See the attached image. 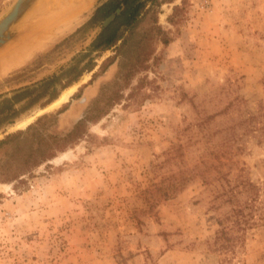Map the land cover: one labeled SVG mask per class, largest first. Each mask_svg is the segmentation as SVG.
<instances>
[{"label": "rangeland", "instance_id": "1", "mask_svg": "<svg viewBox=\"0 0 264 264\" xmlns=\"http://www.w3.org/2000/svg\"><path fill=\"white\" fill-rule=\"evenodd\" d=\"M15 1L0 0V17ZM56 1L31 14L0 54L43 27ZM104 1L56 18L41 47L0 72V95L85 53L102 26L73 34ZM159 2L125 46L0 129V141L22 131L0 145V264H264V221L216 241L233 206L221 196L227 182L197 176L161 194L168 176L201 159L215 163L221 146L231 187L249 180L264 188L261 131L240 125L264 99V0ZM142 36L145 56L135 50ZM21 120L29 122L17 128ZM80 122L81 137L69 138ZM180 145L183 157L173 152Z\"/></svg>", "mask_w": 264, "mask_h": 264}, {"label": "trees", "instance_id": "2", "mask_svg": "<svg viewBox=\"0 0 264 264\" xmlns=\"http://www.w3.org/2000/svg\"><path fill=\"white\" fill-rule=\"evenodd\" d=\"M148 3H151V7H148ZM160 4L159 0H106L102 2L95 9L90 20L79 28L73 36L79 33H85L87 30L96 26H102V23L109 16L116 13L118 9H121V13L116 16L109 26L101 28V31L85 53L76 57L72 64L62 69L59 73H55L51 77L33 86H27L16 90L11 97H7L6 94L0 95V129L15 123L17 118L31 109L34 105L38 104L40 100L46 98L41 106L55 101L62 90L77 82L85 72H90L96 67L95 60L97 57L116 48L119 43L120 47L125 46L136 32L145 15L154 6L157 7ZM156 29L159 31L158 28ZM143 38L142 36L136 42L135 50L138 54H144L145 56L144 52L147 47L143 45ZM163 42L167 44L168 40H164ZM94 53H96V55L92 56ZM112 60V58H109L107 62L109 63ZM141 63H143V60H141ZM24 101L25 103L23 105L16 107ZM83 124L84 122H80L68 137L71 139L80 138L82 133H79V131H81ZM256 124H258V130L261 131L260 135L264 139V99L259 102L257 114L249 115L240 125H246L247 127L252 126L253 128ZM255 131L257 132V129H255ZM21 132L22 131H18L14 134L7 135L4 140L0 141V145ZM183 148L184 147L180 145L176 149H173V152L183 157ZM218 148L222 149L223 146ZM219 149L211 152L215 154V163L208 159H201L199 163L192 167L180 168L176 173L168 176V185L165 189L161 190V194L165 198L171 197L184 189L186 183L197 176H202L206 182L220 179L227 182L229 188L224 189L221 196L226 197V202L233 206L231 213L219 221L221 229L217 232L216 241L222 238L229 241L227 235H230V232L234 231V227L246 231L250 226L258 224V221H264V188L261 189L249 180L241 181L239 184L231 187V182L228 181L225 174L222 173V167L225 166V164L219 156L221 152ZM38 163L39 162H37L36 165ZM19 177L20 175L16 174L10 178L3 179V182L13 181ZM149 193L154 197L153 191ZM256 216L257 220L255 219Z\"/></svg>", "mask_w": 264, "mask_h": 264}, {"label": "bare ground", "instance_id": "3", "mask_svg": "<svg viewBox=\"0 0 264 264\" xmlns=\"http://www.w3.org/2000/svg\"><path fill=\"white\" fill-rule=\"evenodd\" d=\"M94 3L95 0H57L50 9V19L45 22L43 27L22 40L17 44V46L12 47L11 49H8L0 54V72L3 71L8 64L20 62L21 59L29 56L36 48L41 47L43 45V41L53 31L58 29L59 22H57V20L55 22L56 18L60 17L59 19H66L78 10H89L93 7ZM71 90L72 89L64 92L61 98L56 101L54 105H58L61 102L63 103V101H65L69 96ZM28 122L29 120H21L16 124V127L24 128Z\"/></svg>", "mask_w": 264, "mask_h": 264}, {"label": "water", "instance_id": "4", "mask_svg": "<svg viewBox=\"0 0 264 264\" xmlns=\"http://www.w3.org/2000/svg\"><path fill=\"white\" fill-rule=\"evenodd\" d=\"M46 1L48 0H16L12 7L0 17V51L24 35L26 31L24 22ZM120 13L121 9H118L116 13L109 16L102 23V28L109 26Z\"/></svg>", "mask_w": 264, "mask_h": 264}]
</instances>
